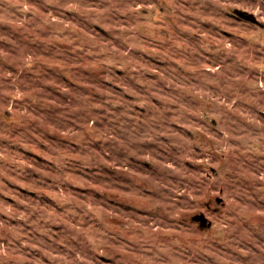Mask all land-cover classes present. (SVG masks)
<instances>
[{
	"label": "rangeland",
	"instance_id": "obj_1",
	"mask_svg": "<svg viewBox=\"0 0 264 264\" xmlns=\"http://www.w3.org/2000/svg\"><path fill=\"white\" fill-rule=\"evenodd\" d=\"M0 264H264V0H0Z\"/></svg>",
	"mask_w": 264,
	"mask_h": 264
},
{
	"label": "water",
	"instance_id": "obj_2",
	"mask_svg": "<svg viewBox=\"0 0 264 264\" xmlns=\"http://www.w3.org/2000/svg\"><path fill=\"white\" fill-rule=\"evenodd\" d=\"M239 14H240V16H243L245 18H248V19H251V20L254 19V17L251 14H247L245 12H239ZM214 122H216V121L214 120ZM218 150L221 151V148H218ZM216 201L219 202V203L220 202L222 203V198L221 197H217ZM192 220L193 221H197L201 227H209V226L212 225L211 220H209L208 217L203 212H200V213H197V214L193 215L192 216Z\"/></svg>",
	"mask_w": 264,
	"mask_h": 264
},
{
	"label": "flooded vegetation",
	"instance_id": "obj_3",
	"mask_svg": "<svg viewBox=\"0 0 264 264\" xmlns=\"http://www.w3.org/2000/svg\"><path fill=\"white\" fill-rule=\"evenodd\" d=\"M209 206H211V205H209Z\"/></svg>",
	"mask_w": 264,
	"mask_h": 264
}]
</instances>
